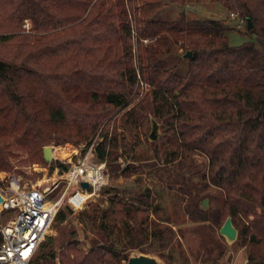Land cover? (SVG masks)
Returning a JSON list of instances; mask_svg holds the SVG:
<instances>
[{
    "label": "trees",
    "instance_id": "trees-1",
    "mask_svg": "<svg viewBox=\"0 0 264 264\" xmlns=\"http://www.w3.org/2000/svg\"><path fill=\"white\" fill-rule=\"evenodd\" d=\"M226 2L246 18L253 39L231 45L223 19H190L183 11L141 19L138 34L150 42L140 69L151 90L128 106L123 93L137 78L124 0H0V168L11 141L39 159L44 143L85 141L99 128L96 157L115 162L118 129L152 115L174 152L207 156L206 177L224 194L222 213L248 239V264H264V0ZM25 17L33 32L22 31ZM175 46L186 49L177 62L169 58ZM116 106L124 112L110 133L106 118ZM107 199V208L94 207L95 220L148 225V207L117 193ZM70 212L61 207L54 220ZM77 243L59 249V264L121 263L111 246L84 251ZM55 257L39 245L27 264H55Z\"/></svg>",
    "mask_w": 264,
    "mask_h": 264
},
{
    "label": "rangeland",
    "instance_id": "rangeland-1",
    "mask_svg": "<svg viewBox=\"0 0 264 264\" xmlns=\"http://www.w3.org/2000/svg\"><path fill=\"white\" fill-rule=\"evenodd\" d=\"M124 2L137 78L133 88L123 93L128 106L134 105L151 90L150 82L143 77L140 69L139 55L144 53V46L150 42L148 37L138 34L141 19L153 16L176 17L183 11L190 19H223L231 26L228 30L231 45H239L254 38L246 33V18L238 11L227 8L226 0ZM32 27L30 17L23 18L22 31L33 32ZM256 46L255 55L259 57L260 44L257 42ZM185 51V47L175 46L174 52L169 54L170 60L177 62L178 55L183 58ZM179 63L180 66L185 65L183 61ZM123 112V106H116L106 118L110 120V133L113 123H118ZM151 117L139 125L118 129L119 156L112 163L106 160L102 163L103 160L96 157L95 149L102 138L100 128L85 141L56 143L51 140L44 143L53 148L63 147L69 152L68 156L63 157L55 154L50 164L43 160L42 155L39 159L31 158L27 150L11 141L6 154L8 163L0 168V191H10L9 180L13 177L18 179L21 188H41L51 184L53 179H58L59 185L53 194H61L64 183L59 162L66 165L65 171L83 159L86 163L103 164L107 173L100 188L78 208L63 204L62 207L68 206L72 212L62 222L54 220L48 234L39 244L40 251L54 249L55 264H59V249L72 240H78L75 248L84 251L95 244L111 246L122 257L120 264L126 262V256L128 258L130 254L139 252L156 256L160 264H248V239L240 234V226L236 227L237 235L233 241H228L218 232L227 216L221 210L224 194L206 177L207 156L197 150L190 154L174 152L173 147L167 144L164 127L155 118L157 136L151 138ZM90 146H93L95 153L89 152ZM56 167L60 168L58 173H55ZM113 193H117L123 200L148 207V225H138L133 219L128 223L120 221L114 226L109 225V220L104 223L95 220L92 215L94 207L107 208L108 195ZM203 200H206L207 206L202 205ZM252 217L248 216L249 219ZM42 244L44 250L41 249Z\"/></svg>",
    "mask_w": 264,
    "mask_h": 264
},
{
    "label": "built area",
    "instance_id": "built-area-1",
    "mask_svg": "<svg viewBox=\"0 0 264 264\" xmlns=\"http://www.w3.org/2000/svg\"><path fill=\"white\" fill-rule=\"evenodd\" d=\"M95 150L89 147V152L95 153ZM52 155L55 156L53 150ZM85 161L79 160L67 171L60 167L64 183L61 194H53L59 185L58 179L41 188H21L17 178L9 180L10 191H0V264H27L62 205L78 208L96 193L104 182L106 169L103 164ZM56 168L58 173L60 168ZM82 180L88 182V188L81 187Z\"/></svg>",
    "mask_w": 264,
    "mask_h": 264
},
{
    "label": "water",
    "instance_id": "water-1",
    "mask_svg": "<svg viewBox=\"0 0 264 264\" xmlns=\"http://www.w3.org/2000/svg\"><path fill=\"white\" fill-rule=\"evenodd\" d=\"M248 21V26H252V22L250 18H247ZM190 55V51H187L186 56ZM152 121V133L150 134V137L155 139L157 134H156V128H157V122L154 120V118L151 117ZM42 156L45 162L49 163L53 159L52 155V145H44L42 148ZM80 185L83 188H88L89 184L87 181L82 180L80 181ZM2 200L1 195H0V201ZM207 202L206 200L202 201L203 206L206 205ZM218 232L223 235L228 241H233L236 238L237 235V228L233 225L231 221L230 215H227L222 223V225L219 227ZM124 264H160V260L154 256L150 255L148 253H133L130 254Z\"/></svg>",
    "mask_w": 264,
    "mask_h": 264
},
{
    "label": "bare ground",
    "instance_id": "bare-ground-1",
    "mask_svg": "<svg viewBox=\"0 0 264 264\" xmlns=\"http://www.w3.org/2000/svg\"><path fill=\"white\" fill-rule=\"evenodd\" d=\"M67 147V146H66ZM61 148V150H60ZM53 150V154H56L57 156H68L69 152L67 149L63 148V147H55L52 149ZM71 151V150H70Z\"/></svg>",
    "mask_w": 264,
    "mask_h": 264
}]
</instances>
